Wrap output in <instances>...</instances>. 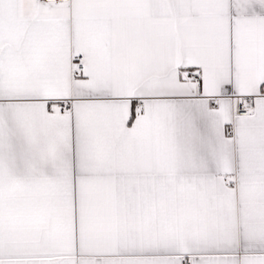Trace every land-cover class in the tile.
<instances>
[{
  "label": "snow or ice",
  "instance_id": "snow-or-ice-1",
  "mask_svg": "<svg viewBox=\"0 0 264 264\" xmlns=\"http://www.w3.org/2000/svg\"><path fill=\"white\" fill-rule=\"evenodd\" d=\"M0 264H264V0H0Z\"/></svg>",
  "mask_w": 264,
  "mask_h": 264
}]
</instances>
